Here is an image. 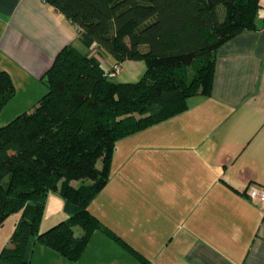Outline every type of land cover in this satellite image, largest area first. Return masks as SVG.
<instances>
[{"label":"trees","instance_id":"1","mask_svg":"<svg viewBox=\"0 0 264 264\" xmlns=\"http://www.w3.org/2000/svg\"><path fill=\"white\" fill-rule=\"evenodd\" d=\"M43 1L77 38L56 54L30 111L0 126V226L20 212L0 264H31L37 242L76 262L96 231L149 264L89 205L108 181L119 140L186 111L192 96L210 95L217 49L263 26L260 0ZM126 60L145 62L137 82L110 76ZM14 95L0 70V112ZM52 194L63 199L66 217L40 231Z\"/></svg>","mask_w":264,"mask_h":264},{"label":"crops","instance_id":"2","mask_svg":"<svg viewBox=\"0 0 264 264\" xmlns=\"http://www.w3.org/2000/svg\"><path fill=\"white\" fill-rule=\"evenodd\" d=\"M76 38L43 0H0V70L13 80L12 100L23 101L19 113L46 92L45 72ZM136 135L118 185L126 241L149 264H264V211L246 192L264 186V24L217 49L210 95ZM90 242L75 264L89 251L102 258Z\"/></svg>","mask_w":264,"mask_h":264},{"label":"rangeland","instance_id":"3","mask_svg":"<svg viewBox=\"0 0 264 264\" xmlns=\"http://www.w3.org/2000/svg\"><path fill=\"white\" fill-rule=\"evenodd\" d=\"M105 69H108L107 63L103 64ZM146 64L141 60H126L121 64L120 71L114 76L113 80L116 82H137L145 72ZM202 96V95H201ZM191 97L188 99V105ZM23 101L17 99L11 100L0 112V126L11 121L20 111ZM151 136V134H150ZM139 138L136 133L122 138L115 144L113 150L111 167L108 175L106 185L97 193L96 198L91 201L89 209L100 222L104 225H109L110 228L121 236L125 241L123 235L127 234L126 225H123V199L117 197L123 192V189L118 190V185L121 183L120 175H123V161L128 158L129 154L133 153L138 145ZM150 142V140H149ZM98 167H101V162H97ZM73 185L78 186L79 182H72ZM64 201L62 198L52 194L47 200V204L43 213L42 222L40 224V231L48 229L50 224L56 223L66 217L63 210ZM20 216V212L10 214L3 225L0 226V251L4 247L10 246L9 238L14 230V225ZM147 226V225H146ZM113 227V228H112ZM157 231L161 226H157ZM125 233V234H124ZM91 237L93 246H97L96 250H101L98 254L102 258L91 257L92 251L85 256L87 264H92L93 261L103 260L104 264H143L140 263L133 255L125 251L118 242L107 237L103 233L96 231ZM168 231L165 230L164 236L167 237ZM127 242V241H126ZM89 244V243H88ZM153 245L151 243L146 245L145 251L152 256ZM156 247V245H155ZM123 256H132V262L123 258ZM131 258V257H129ZM135 259V261H134ZM150 260V259H149ZM79 262V261H78ZM69 261L58 253L52 251L47 246L37 242L33 247V254L31 264H75L78 263Z\"/></svg>","mask_w":264,"mask_h":264},{"label":"built area","instance_id":"4","mask_svg":"<svg viewBox=\"0 0 264 264\" xmlns=\"http://www.w3.org/2000/svg\"><path fill=\"white\" fill-rule=\"evenodd\" d=\"M121 69V66L116 65L110 76H115ZM248 198L257 204L264 211V186H252L247 189Z\"/></svg>","mask_w":264,"mask_h":264}]
</instances>
